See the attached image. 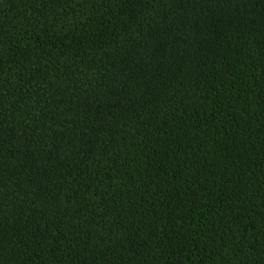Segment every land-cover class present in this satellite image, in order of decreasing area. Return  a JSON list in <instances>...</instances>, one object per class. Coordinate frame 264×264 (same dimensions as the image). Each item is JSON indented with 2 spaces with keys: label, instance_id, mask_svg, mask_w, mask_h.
<instances>
[{
  "label": "trees",
  "instance_id": "trees-1",
  "mask_svg": "<svg viewBox=\"0 0 264 264\" xmlns=\"http://www.w3.org/2000/svg\"><path fill=\"white\" fill-rule=\"evenodd\" d=\"M0 264H264V0H0Z\"/></svg>",
  "mask_w": 264,
  "mask_h": 264
}]
</instances>
